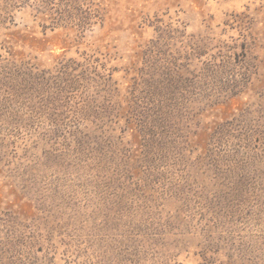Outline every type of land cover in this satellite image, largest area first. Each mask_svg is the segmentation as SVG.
<instances>
[{
  "label": "rangeland",
  "instance_id": "1",
  "mask_svg": "<svg viewBox=\"0 0 264 264\" xmlns=\"http://www.w3.org/2000/svg\"><path fill=\"white\" fill-rule=\"evenodd\" d=\"M0 264H264V0H0Z\"/></svg>",
  "mask_w": 264,
  "mask_h": 264
}]
</instances>
